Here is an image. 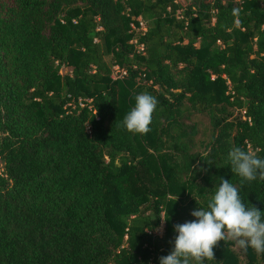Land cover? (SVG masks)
Returning a JSON list of instances; mask_svg holds the SVG:
<instances>
[{
	"label": "trees",
	"instance_id": "16d2710c",
	"mask_svg": "<svg viewBox=\"0 0 264 264\" xmlns=\"http://www.w3.org/2000/svg\"><path fill=\"white\" fill-rule=\"evenodd\" d=\"M234 147L264 159V0H0V264H159L221 179L264 212Z\"/></svg>",
	"mask_w": 264,
	"mask_h": 264
},
{
	"label": "clouds",
	"instance_id": "9594fccd",
	"mask_svg": "<svg viewBox=\"0 0 264 264\" xmlns=\"http://www.w3.org/2000/svg\"><path fill=\"white\" fill-rule=\"evenodd\" d=\"M234 12L239 14V10ZM157 104L153 95H137L134 107L123 118L124 129L133 134L149 133ZM228 160L241 183L264 180V159L256 152L234 147ZM240 191L230 181L221 179L206 209L198 207L190 213L195 219L173 226L177 233L174 247L167 256L159 258V264H204L214 260V248L221 241H233L240 250L251 248L258 255L264 254V212L246 205Z\"/></svg>",
	"mask_w": 264,
	"mask_h": 264
},
{
	"label": "built area",
	"instance_id": "2783aa9c",
	"mask_svg": "<svg viewBox=\"0 0 264 264\" xmlns=\"http://www.w3.org/2000/svg\"><path fill=\"white\" fill-rule=\"evenodd\" d=\"M138 25H139V26H138L139 29L143 30V24H142L141 22H139ZM131 28H133V27L131 26ZM139 50H142L141 46L139 47ZM124 75H125V71H124V70H121V69H119V68L116 67V66L112 68V71H111V79H120V78H122ZM161 232H162V230L159 229V230L156 232V234H157V235H160Z\"/></svg>",
	"mask_w": 264,
	"mask_h": 264
},
{
	"label": "rangeland",
	"instance_id": "374dc122",
	"mask_svg": "<svg viewBox=\"0 0 264 264\" xmlns=\"http://www.w3.org/2000/svg\"><path fill=\"white\" fill-rule=\"evenodd\" d=\"M181 4H185L186 0H178ZM65 72V70H62V73ZM232 251L238 256V258L240 259V261L242 262L244 260V256H243V250H240L235 243L232 241V247H231Z\"/></svg>",
	"mask_w": 264,
	"mask_h": 264
}]
</instances>
